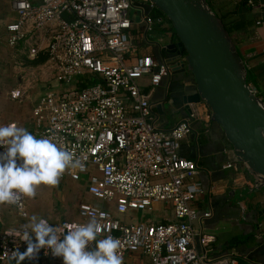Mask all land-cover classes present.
Here are the masks:
<instances>
[{"label":"built area","instance_id":"1","mask_svg":"<svg viewBox=\"0 0 264 264\" xmlns=\"http://www.w3.org/2000/svg\"><path fill=\"white\" fill-rule=\"evenodd\" d=\"M10 6L16 20L6 26L8 45H23L29 61L45 58L39 67L42 80L62 87H51L34 108L32 134L51 137L73 152L83 170L68 169L61 180L86 181L88 193L112 208L80 204L82 222L56 227L61 238L67 231L64 225L86 224L95 217L101 224L97 237L121 241L123 264H145L143 258L151 264H263L208 258L212 237L198 233L194 225L212 217L211 210L200 213L194 206L202 189L190 179L198 175L199 164L181 154L199 110L191 104V114L166 130L157 121L160 103L153 101L155 89L171 81L172 64L183 57L166 52L163 38L154 43L157 56L137 54L140 46L134 42L138 25L145 44L152 43L149 36L159 27L166 28L165 16H153L157 6L149 0H11ZM22 97L23 89L10 93L14 101ZM5 150L0 147V153ZM25 198L21 195L12 206L28 218ZM157 204L169 207L175 220L128 223L122 218L154 211ZM22 231L0 232V264L14 261L11 253L17 248L26 250L17 235ZM90 247L94 249L95 242ZM43 254L42 249L39 257ZM135 258L142 259L131 260Z\"/></svg>","mask_w":264,"mask_h":264},{"label":"crops","instance_id":"2","mask_svg":"<svg viewBox=\"0 0 264 264\" xmlns=\"http://www.w3.org/2000/svg\"><path fill=\"white\" fill-rule=\"evenodd\" d=\"M206 1L222 21L224 28L230 30L229 36L244 62L248 83L264 100V0H249L245 3L244 0ZM4 9L5 4L0 0V37L8 35L6 26L16 20L11 6L10 10ZM153 14L155 17L160 15L156 11ZM144 44L138 48L137 54L158 55L156 50ZM39 60L42 62L29 61L21 44L10 47L6 42L0 43L1 83L4 88L9 82L15 85L10 90L6 88V96H9L7 100L26 107L25 114L17 113L16 116L0 110L1 125L15 122L17 126L24 128L26 124L33 125L32 130L27 129L31 133L36 129L33 110L49 89L53 88L54 83L53 80H42L44 76L40 75L39 67L44 64L45 58ZM172 69L173 76L169 86L166 87L168 84L165 82L153 92V101L160 103L157 107L162 105L161 110L157 107L155 109L158 124L166 130L173 128L191 114V108L184 103V97L186 89H194L195 86L193 74L188 70L184 57L172 64ZM146 82L148 80H145ZM16 89H23L21 101L10 99V93ZM195 105L199 110V118L193 120L194 131L182 142L181 154L199 164L198 175L190 179L191 182L199 183L202 189L194 206L200 213L212 211V217L205 220L203 225L194 223L198 233L203 232L212 237L208 258L229 257L239 263L250 259L264 264V189H255L252 175L237 159L222 128L212 121L209 107L204 102ZM228 164L232 167L226 168ZM71 191L72 193L66 191L60 183L54 187L40 185L35 199L28 198V218L21 217L12 205L0 204V232L22 227L29 223L32 215L48 220L53 227H59L64 222H61L63 219L54 217V210L63 208L68 200L71 203L76 200L77 208L82 203L111 207L88 193L86 181L73 184ZM162 210L163 213H160ZM160 211H150L156 212V218L144 222L168 223L175 220L172 210L166 205ZM130 216L136 218L140 214L132 212L122 218L127 221ZM78 222H82V219ZM99 239L101 238L97 237V240ZM195 245L202 253L198 239ZM142 260L145 264H151L148 258ZM7 264H16V261ZM23 264H63V259L43 254L37 260L29 263L25 260Z\"/></svg>","mask_w":264,"mask_h":264},{"label":"water","instance_id":"3","mask_svg":"<svg viewBox=\"0 0 264 264\" xmlns=\"http://www.w3.org/2000/svg\"><path fill=\"white\" fill-rule=\"evenodd\" d=\"M149 1L171 22L177 37L166 52L184 57L193 74L195 86L186 89L184 103L209 107L255 189H264V100L249 85L244 62L222 21L206 0Z\"/></svg>","mask_w":264,"mask_h":264},{"label":"clouds","instance_id":"4","mask_svg":"<svg viewBox=\"0 0 264 264\" xmlns=\"http://www.w3.org/2000/svg\"><path fill=\"white\" fill-rule=\"evenodd\" d=\"M0 204H16L21 195L35 199L40 185L58 186L66 170L83 165L73 152L51 137L37 138L15 123L0 126ZM66 234L53 227L48 220L32 215L22 225V240L26 250L11 253L16 264L34 261L40 251H51L53 257L62 258L63 264H123L121 241L112 236L97 240L101 224L93 217L86 224L64 225ZM95 242V248L90 245Z\"/></svg>","mask_w":264,"mask_h":264},{"label":"rangeland","instance_id":"5","mask_svg":"<svg viewBox=\"0 0 264 264\" xmlns=\"http://www.w3.org/2000/svg\"><path fill=\"white\" fill-rule=\"evenodd\" d=\"M4 4H5V9L4 10H10V2L11 0H3ZM207 2V1H206ZM134 11H132L133 13ZM156 13H160V15H163L165 16L162 12H160L159 10L156 11ZM165 19V22H166V28L164 29L163 27H159L160 31L149 36V41L152 42V43H146L144 45H146L148 48H153L154 50H157V46L154 44L158 41L159 38H163V43L164 44H169L171 41H176L177 40V37L174 36V32L173 30H171L172 28V24L171 22L167 19V17L165 16L164 17ZM142 29L143 27L141 25H138L136 27V30H135V36L137 38H139L140 40H142ZM3 43V42H6L7 45H8V35H4L3 37L1 36L0 37V43ZM136 44L138 42L137 39H135L134 41ZM141 47V45H140ZM177 61L174 62V64L176 63ZM79 81V78H76L75 79V83L73 85H71L70 88H73L76 86V82ZM49 83V82H48ZM42 84V83H40ZM15 85L12 83V82H9V85H6V88L8 90H10L11 88H13ZM6 88H4L3 86V83H1V80H0V110L3 111L4 113L6 114H12L14 116H16L17 113H26L25 112V106L21 104H18L17 102H13V101H9L7 100V97H9L8 95L6 96ZM53 88L54 89H60L62 88L61 85L54 81L53 83ZM66 89H68L69 87H65ZM32 117V116H31ZM33 129V125H28L26 124L25 125V129ZM64 188L66 191H69L70 193H72L71 191V187H73V184L75 183H78V182H74V181H71V180H64V182L60 180L59 182ZM68 196H70V194H68ZM28 197L25 198V204H26V208L28 209ZM163 204H157L155 205V210L154 211H157V210H161L163 208ZM160 213H163V210L160 211ZM140 216H137L136 218L133 216H130L128 217V220L127 222L128 223H141V222H144L145 220H154L156 218L155 214L156 212H150V211H145V212H139ZM169 214V212H168ZM54 217L55 218H60L63 219L61 220V222H78L79 220H81L80 216H79V213H78V208H77V205H76V200H73V202H68L65 203L63 205V208H58L56 210H54ZM132 218V219H131ZM154 223H161V222H158V221H154Z\"/></svg>","mask_w":264,"mask_h":264},{"label":"trees","instance_id":"6","mask_svg":"<svg viewBox=\"0 0 264 264\" xmlns=\"http://www.w3.org/2000/svg\"><path fill=\"white\" fill-rule=\"evenodd\" d=\"M249 0H244L243 2L245 3V2H248ZM213 11V10H212ZM225 31L228 33V34H230V30H228L226 27H225ZM136 37V36H135ZM135 39H137L138 40V42H137V44L138 45H141L142 43H144V41H143V37H142V40H140L139 38H135ZM42 62V60H38V61H36V63H41ZM30 261H28V263H29Z\"/></svg>","mask_w":264,"mask_h":264}]
</instances>
